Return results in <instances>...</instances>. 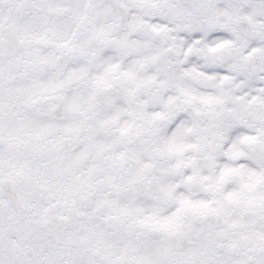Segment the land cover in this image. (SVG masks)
Here are the masks:
<instances>
[{
    "label": "snow or ice",
    "instance_id": "6c2138e0",
    "mask_svg": "<svg viewBox=\"0 0 264 264\" xmlns=\"http://www.w3.org/2000/svg\"><path fill=\"white\" fill-rule=\"evenodd\" d=\"M0 264H264V0H0Z\"/></svg>",
    "mask_w": 264,
    "mask_h": 264
}]
</instances>
